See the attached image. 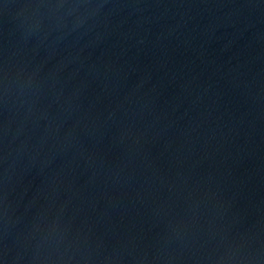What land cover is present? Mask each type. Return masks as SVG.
Listing matches in <instances>:
<instances>
[{"label":"water","instance_id":"95a60500","mask_svg":"<svg viewBox=\"0 0 264 264\" xmlns=\"http://www.w3.org/2000/svg\"><path fill=\"white\" fill-rule=\"evenodd\" d=\"M18 0H0V50L4 43Z\"/></svg>","mask_w":264,"mask_h":264}]
</instances>
